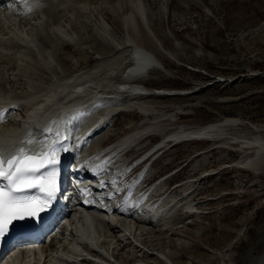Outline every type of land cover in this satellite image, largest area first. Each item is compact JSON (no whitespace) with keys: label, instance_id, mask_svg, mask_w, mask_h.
Returning <instances> with one entry per match:
<instances>
[{"label":"rangeland","instance_id":"obj_1","mask_svg":"<svg viewBox=\"0 0 264 264\" xmlns=\"http://www.w3.org/2000/svg\"><path fill=\"white\" fill-rule=\"evenodd\" d=\"M120 1L124 0H69L66 8L61 7L58 16L63 27L73 16L75 26L68 33L80 36L84 44L80 49L68 41L52 42L51 37L49 44L58 47L52 56L59 65L71 69L72 61L81 60L79 67H88L93 65L92 59L84 62L81 55L93 58L102 54L91 47L96 28L94 20L88 21L95 8L104 13L113 35L124 36L122 26L111 14ZM144 3L147 16L155 18L154 33L166 50L177 55L179 62L164 59L167 70L151 71L147 77L150 82L145 86L149 91H176L185 95L160 97L146 103L155 108L157 115L174 113L172 120L139 128L143 116L137 111L117 115L113 127L110 126L115 135L108 137L105 145L132 131H141L147 136L140 150L144 154L175 132L198 130L226 119L237 120L240 125L228 127L224 135L168 143L147 168L146 188L156 184L161 194L160 206L172 208L173 223L166 229L174 228L180 236L172 235L171 239L175 242L181 238L193 246L188 253H181L180 262L186 263L195 254L194 260H204L203 264L208 259H214L210 264H225L229 253L242 264L250 255L256 256L259 249H264V168L261 174L243 168L241 162L253 158L255 153L242 151L236 143L238 137L254 139L257 134L264 137V131L256 132L264 130V0H144ZM21 64L22 70L31 75L43 71L35 55H27ZM42 77L46 82L47 76ZM136 152L139 151L130 154ZM188 196H192L190 200L195 205L193 216L182 210ZM176 202L180 204L177 209L173 206ZM196 231L202 240L194 236ZM166 233L147 235V239L153 243L161 241L162 249L177 251L164 240L171 234ZM208 245L214 249L218 245L220 250L213 251ZM129 250L139 256L130 247ZM122 251L120 254L124 256ZM156 258L146 255L142 262L159 264ZM135 263L133 260L132 264Z\"/></svg>","mask_w":264,"mask_h":264},{"label":"bare ground","instance_id":"obj_2","mask_svg":"<svg viewBox=\"0 0 264 264\" xmlns=\"http://www.w3.org/2000/svg\"><path fill=\"white\" fill-rule=\"evenodd\" d=\"M30 1L37 5L43 3L46 5V9L38 13L32 22H24L23 18L18 20L14 15H6L0 11V64L3 63L0 66V153L2 158L11 157L19 149H23V145L27 141L37 143L38 147L42 146V142H36L35 136L37 132L44 130L49 121L57 124L62 130H66L71 129V123L76 117L83 118L85 113H89L88 119L91 122L84 130L78 131L80 134L76 137L77 141L83 137L89 139L100 131L108 130L95 141L94 145H91L92 152L85 157V160L89 161L90 169L105 172L114 161H116L115 166H123L124 161L121 160L123 156H128L134 150L140 151L144 148L145 133L132 131L131 134L105 146L103 144L106 137L115 135L110 126L115 116L130 111H137L143 116L139 128L174 119V113L157 115L155 108L149 104L146 105V103L160 97L178 96L177 92L149 91L140 85V80L146 79L151 71L167 70L163 60L178 62L177 55L166 50L154 33L153 21L155 18L147 16L144 0H124L120 1V5H116L117 7L113 10L110 9L111 14L122 26L124 36L113 35V28L104 13L99 8H95L88 21L91 23L94 20L92 23H95L94 28H96V37L92 38L91 47L94 52L100 50L102 54L93 56V58H90L89 55H81L82 59H85L84 62L92 59L93 65L88 67L80 68L81 60L72 61L71 69L73 70L62 67L52 56L53 51H57L58 47L49 44L51 37H53L52 42L53 40H55L54 42L56 40L58 42L68 41L80 49L84 44H82L80 36L78 38L72 32L68 33V29L75 26L73 25V16L67 19L66 28L63 27L62 18L58 16L61 7H64L63 5L67 4L66 2L69 0ZM26 9L27 7H22L19 12L24 13ZM31 15L33 16V13ZM96 16L98 17L96 18ZM5 51L13 53L10 55V59L9 55L4 54ZM4 55L5 58H2L1 56ZM27 55H35L43 69L41 74L32 73L31 75L27 70H22L21 63L27 59ZM44 74L47 76L46 82L42 77ZM27 75L31 78L27 79ZM130 76L138 78L137 83L125 80ZM7 111L16 112L15 116L20 118L16 122L2 124L1 117ZM75 111L77 114H72ZM150 116L151 118H149ZM239 125L237 120L226 119L198 130L170 133L171 135L162 140L163 147L152 156L158 154L172 141L179 143L181 140L211 139L224 135L228 127L235 128ZM130 127L133 126L130 125ZM260 131L264 130H256L257 133ZM236 143L242 151L252 150L255 153L253 158H247L241 162L243 168L261 174L264 168V137L258 134L254 139L238 137ZM126 149L129 151L124 153ZM102 174H107V172ZM137 177L134 180L139 186L141 183L137 182ZM151 189L129 196L118 204L119 207L112 217L107 216L105 212L84 214L79 219L80 228L68 236L65 242L59 241L53 248H48L41 258L36 255L34 260H30L27 264H132L133 260L136 262L135 264H150L142 262V257L146 255L147 258L157 256L156 261L159 264H203L201 262L204 260H194L197 258L195 254H191V258L186 263L180 262L181 253H188L193 246L191 243L183 242L181 238L180 240L176 239L175 242L171 239L172 235L180 236L174 228L169 231L166 229V227L171 228L170 224L173 223L172 220L170 221L172 208L167 209L164 205L160 206L162 204L160 189L156 187ZM190 198L192 196H188L184 200L186 203L182 205V210H187V213L193 216L195 213H191V211L195 210V205ZM179 205L176 202L173 206L176 208ZM120 209H124L126 214L117 213ZM125 215L129 216L125 217ZM106 218L112 223L104 222ZM164 231L165 233L166 231L171 232L170 236H166L165 239L163 236V239H167L169 245L176 247L177 251L168 247L162 249L161 241L153 243L152 240L150 242L147 239V235L156 236ZM197 231L194 236L200 239L202 235ZM224 231L225 229L222 230L223 233ZM241 238L240 235L239 239ZM218 245L215 246L217 249H214L213 245L208 246L213 251H218L220 250ZM128 247L137 252L139 256L131 254L130 250L128 252ZM232 249L234 250L233 247ZM232 249L230 248L231 251ZM121 250H123L124 256L120 254ZM135 257L140 260H136ZM226 258L227 263L225 264H238L235 255L227 253ZM213 261L214 259H208L207 264ZM244 262L242 264H264V249H259L256 256L250 255Z\"/></svg>","mask_w":264,"mask_h":264},{"label":"snow or ice","instance_id":"obj_3","mask_svg":"<svg viewBox=\"0 0 264 264\" xmlns=\"http://www.w3.org/2000/svg\"><path fill=\"white\" fill-rule=\"evenodd\" d=\"M55 163L54 153L9 160L7 168L0 158V179L7 181L6 187H0V236L6 234L13 221L37 216L52 200L56 192L55 172L48 176L37 173L43 167H54ZM33 188L41 191L43 197L23 195Z\"/></svg>","mask_w":264,"mask_h":264}]
</instances>
